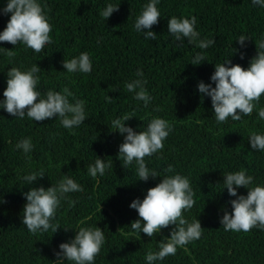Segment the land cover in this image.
Listing matches in <instances>:
<instances>
[{
	"label": "trees",
	"instance_id": "trees-1",
	"mask_svg": "<svg viewBox=\"0 0 264 264\" xmlns=\"http://www.w3.org/2000/svg\"><path fill=\"white\" fill-rule=\"evenodd\" d=\"M38 2L52 26L51 43L36 53L22 42H0V102L5 99L8 71L12 67L27 71L36 64L41 68L36 75L42 97L49 90L62 92L67 87L74 93L70 103L85 101L86 119L67 129L58 117L35 122L0 108V264H56L60 244L74 239L81 227H100L104 233L93 264H147L146 253L159 251L160 241L170 238L175 225L153 237L136 233L130 225L140 218L130 204L143 200L163 177L177 173L190 180L195 193V205L185 209L183 216L189 223L199 220L202 235L154 264H264V230L225 231L221 224L225 211H232L230 201L237 198L224 188V174L246 169L254 178L249 187L264 186V150H252L249 141L252 131L264 134V119L258 116L264 94L250 116L218 123L211 97L198 90L201 81L215 87L211 80L215 64L231 59L232 65L250 66L258 53L256 43L264 40V7L253 5L252 0H159L161 17L151 29L157 34L152 40L145 39L147 29H135L151 0ZM7 3L0 0V33L11 16L2 11ZM108 4L119 5V10L106 20L100 13ZM173 16H195L199 39H214L215 44L200 49L188 38L176 41L168 32ZM241 35L249 38L244 46L237 42ZM7 49L15 55L9 57ZM83 52L90 56L91 73L67 72L62 62ZM197 53L205 59L193 65ZM140 70L143 77L137 76ZM137 79L147 81L144 87L151 97L147 107L135 99V92L126 90L125 84ZM126 114L133 117L126 125L137 132L146 130L155 117L171 125L163 149L145 157L150 172L158 174L146 182L139 181L135 160L124 168L118 159L126 134L113 129L112 121ZM29 137L34 147L25 154L16 145ZM98 157L111 167L93 178L87 166ZM169 165L174 168L171 173L165 171ZM40 170L45 177L32 185L23 180ZM65 175L83 191L61 199L51 221L60 226L56 233L49 229L32 234L22 223L23 194L32 187L56 185ZM237 192L246 196L248 189ZM64 264L75 262L64 258Z\"/></svg>",
	"mask_w": 264,
	"mask_h": 264
},
{
	"label": "clouds",
	"instance_id": "clouds-1",
	"mask_svg": "<svg viewBox=\"0 0 264 264\" xmlns=\"http://www.w3.org/2000/svg\"><path fill=\"white\" fill-rule=\"evenodd\" d=\"M158 3L159 0H151L146 4L135 22L137 31L148 30L145 32V39H156L157 34L151 29L153 25L158 24L161 17L157 8ZM252 3L264 7V0H252ZM118 10L119 5L108 4L100 15L107 20ZM2 11L4 14L11 13V16L6 28L0 33V42L12 45L22 42L36 53L42 52L45 45L51 43L52 26L38 0H8ZM196 24L195 16L190 19L173 16L168 20V32L175 37L176 41L182 42L184 38H188L189 43H195L200 49H207L215 44L214 39H199L200 34L196 31ZM248 39L241 35L237 42L244 46ZM256 46L258 53L247 69L239 64L232 65L231 59H228L222 64H215V72L211 76L215 87L202 81L198 85L201 94L211 97L218 123L226 122L229 117L234 121H240L242 115L250 116L261 95L264 94V40L256 43ZM7 55L12 57L15 53L7 49ZM204 59L202 53H197L191 64L200 65ZM62 63L69 73L77 71L91 73L92 71V62L87 52L70 60H64ZM40 71L41 68L36 64L27 71L12 67L7 73V88L3 93L5 99L0 102V108L6 109L13 117L20 119L27 115L29 119L38 122L58 117L64 128L72 129L79 126L86 119L85 101L78 99L75 103H70L69 97H74V93L67 87L62 92L49 90L42 97L41 92L37 90L40 78L36 73ZM137 76L143 77V71H138ZM146 83V80L137 79L125 84L126 90L135 92V99L144 101L145 107L151 100L144 87ZM109 99L112 98L109 96ZM258 116L264 119V107L259 108ZM131 118L133 117L126 114L112 121L113 129H117L121 135L126 134L123 143L119 146L118 159L123 161L122 167L124 168L135 160L139 181L146 182L150 177H158V174L155 170L150 172L145 163V157L152 156L163 149V142L172 129L168 121L155 117L150 121L146 130L137 132L126 125ZM249 141L252 150H264V134L252 131ZM16 147L28 154L34 146L29 137L20 140ZM109 167H111L110 162L105 163L98 157L94 165L87 166L88 174L93 178L98 173L103 176L105 169ZM165 171L171 173L174 168L169 165ZM43 177H45L44 171L40 170L25 175L23 180L32 185ZM253 179V176L247 175L246 169L224 174V188L230 196L237 197L230 201L232 211H225L221 219L225 231L249 232L255 227L264 230V186L249 187ZM241 187L248 189L246 196L238 195L237 190ZM78 191H83V188L68 175H65L58 184H52L47 189L43 186L32 187L23 194L26 204L23 208L22 223L32 234L47 232L49 229L56 233L60 226L52 224L51 221L55 218L61 199L66 198L67 193ZM194 195L190 180L177 173L163 177L162 182L148 189L143 200L136 199L130 204V207L138 212L140 218L130 225L136 233L143 232L153 237L162 229L175 225L170 238L166 237L160 241L159 251L149 250L146 253L147 264H154L157 260L162 261L170 255L174 256L178 247L183 248L201 237L200 221L193 220L189 223L183 216L185 209H191L195 205ZM104 240V233L100 227H81L74 239L60 244L61 251L56 253L58 257L56 264H64V258L75 264H93Z\"/></svg>",
	"mask_w": 264,
	"mask_h": 264
}]
</instances>
